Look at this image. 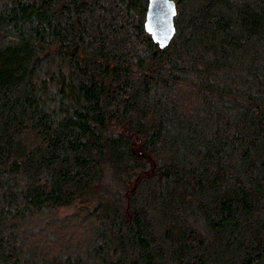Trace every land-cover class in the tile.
<instances>
[{"label":"trees","instance_id":"trees-1","mask_svg":"<svg viewBox=\"0 0 264 264\" xmlns=\"http://www.w3.org/2000/svg\"><path fill=\"white\" fill-rule=\"evenodd\" d=\"M0 0V264H264V0Z\"/></svg>","mask_w":264,"mask_h":264},{"label":"water","instance_id":"water-1","mask_svg":"<svg viewBox=\"0 0 264 264\" xmlns=\"http://www.w3.org/2000/svg\"><path fill=\"white\" fill-rule=\"evenodd\" d=\"M174 0H149L145 29L160 49L165 48L175 34Z\"/></svg>","mask_w":264,"mask_h":264}]
</instances>
